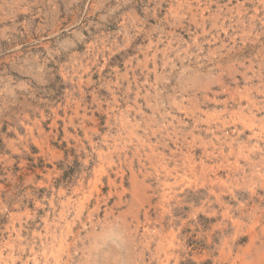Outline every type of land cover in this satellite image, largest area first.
<instances>
[{
    "label": "rangeland",
    "instance_id": "rangeland-1",
    "mask_svg": "<svg viewBox=\"0 0 264 264\" xmlns=\"http://www.w3.org/2000/svg\"><path fill=\"white\" fill-rule=\"evenodd\" d=\"M0 264H264V0H0Z\"/></svg>",
    "mask_w": 264,
    "mask_h": 264
},
{
    "label": "clouds",
    "instance_id": "clouds-1",
    "mask_svg": "<svg viewBox=\"0 0 264 264\" xmlns=\"http://www.w3.org/2000/svg\"><path fill=\"white\" fill-rule=\"evenodd\" d=\"M105 244L110 247H120L121 246V238L118 236H111L107 239L106 242L98 243L97 250H103Z\"/></svg>",
    "mask_w": 264,
    "mask_h": 264
}]
</instances>
